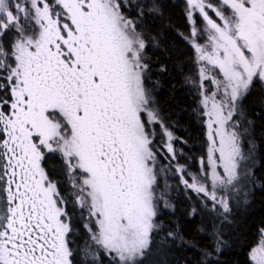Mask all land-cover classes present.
<instances>
[{
    "label": "snow or ice",
    "instance_id": "obj_1",
    "mask_svg": "<svg viewBox=\"0 0 264 264\" xmlns=\"http://www.w3.org/2000/svg\"><path fill=\"white\" fill-rule=\"evenodd\" d=\"M185 5L208 148L199 176L185 179L182 164L176 172L185 188L228 213V194L252 175L255 146L245 154L234 117L254 81L264 82V0ZM126 7L124 0H0V264H74L77 210L81 218L87 212L84 227L99 249L85 243L86 264H103L101 253L109 264H143L151 255L162 227L158 202L171 207L157 196L151 126L161 125L172 159L176 150L145 86L144 12L130 18ZM52 153L62 158L66 189L44 167ZM250 258L264 264V240Z\"/></svg>",
    "mask_w": 264,
    "mask_h": 264
},
{
    "label": "trees",
    "instance_id": "obj_2",
    "mask_svg": "<svg viewBox=\"0 0 264 264\" xmlns=\"http://www.w3.org/2000/svg\"><path fill=\"white\" fill-rule=\"evenodd\" d=\"M124 3L128 5L124 12L130 18H137L141 9L144 12L138 21V30L147 44L144 62L149 65V71L145 85L149 87L163 126L173 133L176 150V158L172 159L162 146L166 137L161 125H152L158 160L157 196L163 193L171 207H165L164 200L158 202L157 223L162 227L153 234L151 255L143 264H252L248 253L264 230V85L254 81L238 103V113L243 118L239 120L238 114L234 117L240 126L247 128L243 141L245 153L255 146L254 163L249 164L252 175L242 179V191L228 194L230 212L224 213L219 206L213 210L212 203L203 194L185 188L176 172L177 164L185 165L184 178L191 182L189 174L200 175V160L206 159L208 148L198 66L194 50L184 39L190 32L185 0H124ZM152 8L159 10L149 11ZM48 155L44 161L46 171L60 182L62 189L68 188L60 154L55 156L57 165L53 173L49 172ZM193 209L196 212L190 215ZM87 223V212L81 218L77 210L70 236L74 264H86L80 251L86 242L93 251H99L91 244L84 227ZM169 231L178 232L175 239H165ZM101 259L103 264H109L102 253Z\"/></svg>",
    "mask_w": 264,
    "mask_h": 264
},
{
    "label": "rangeland",
    "instance_id": "obj_3",
    "mask_svg": "<svg viewBox=\"0 0 264 264\" xmlns=\"http://www.w3.org/2000/svg\"><path fill=\"white\" fill-rule=\"evenodd\" d=\"M200 42L201 43H203L204 41H203V39H201L200 40ZM198 68V67H197ZM198 80V79H197ZM255 81H259L258 79L257 80H255ZM261 84H263L264 85V82H261V81H259ZM146 86V88H148L149 89V87L147 86V85H145ZM207 87H209V88H212V86L210 85V84H208V85H206ZM150 91V90H149ZM150 94H151V92H150ZM151 97H152V94H151ZM152 99H153V97H152ZM237 118L240 120V119H242L243 118V115L242 114H240V113H238V115H237ZM206 120H207V117L205 116V122H206ZM207 126V125H206ZM246 127H244V126H240V131L243 133V135H242V143H243V141H244V139H245V136H246V133H244V129H245ZM159 131H160V133H162V130L161 129H159ZM244 145V144H243ZM56 154L57 153H52V154H49L48 155V168H49V172H51V173H53V170L55 169V166L57 165V163H55V161H54V159H55V156H56ZM246 155L248 154V153H245ZM250 164V163H249ZM248 164V168H250V165ZM53 169V170H52ZM245 169H244V167L242 166V172L244 171ZM243 179V178H242ZM243 184H242V180H241V184L239 185V187L240 186H242ZM242 188V187H241ZM262 240H264V230H261L260 231V236H259V240H258V242L250 249V251H249V253H248V258H249V260H250V262L253 264V261L251 260V258H250V253H251V251L254 249V248H256V247H258L259 246V244L261 243V241Z\"/></svg>",
    "mask_w": 264,
    "mask_h": 264
}]
</instances>
